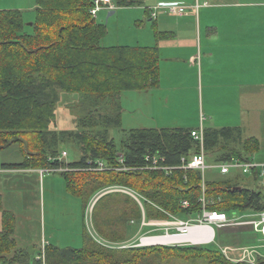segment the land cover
Returning <instances> with one entry per match:
<instances>
[{"label":"trees","instance_id":"1","mask_svg":"<svg viewBox=\"0 0 264 264\" xmlns=\"http://www.w3.org/2000/svg\"><path fill=\"white\" fill-rule=\"evenodd\" d=\"M94 1L34 0L35 18L30 24L24 22L20 10H0V151L17 143L24 156L18 168H68L58 174L67 193L82 199V214L100 190L122 187L132 191L139 202L126 193L107 192L92 209L94 228L105 241L130 244L102 246L84 231L81 248L49 243L32 258L18 249L16 217L3 210L0 196V264H250L227 260L212 243L136 246L130 242L143 218L169 221L172 216L194 221L202 213V197L206 210L229 217L260 213L264 192L243 184L244 177L257 183L261 179L257 171L207 179L199 170L180 168L182 159L188 161L199 152L191 129H132L119 143L109 137L107 128L121 127V108L116 101L114 117L102 116L100 123L95 117L98 100L156 88L160 54L156 46L103 47L107 28L90 14ZM112 3L116 8L139 5L137 0ZM154 35L161 37L158 31ZM60 92L79 94L90 103L86 118L79 119L81 133L51 130ZM102 126L103 132L86 131ZM69 136L77 139L80 158L66 164L58 161V147ZM259 147L256 138H243L238 129L204 130V152L213 163L250 160ZM147 156L159 158V166L170 172L151 169ZM96 162L105 169L91 170ZM183 202L188 206L183 207ZM255 264H264V258L258 256Z\"/></svg>","mask_w":264,"mask_h":264},{"label":"crops","instance_id":"2","mask_svg":"<svg viewBox=\"0 0 264 264\" xmlns=\"http://www.w3.org/2000/svg\"><path fill=\"white\" fill-rule=\"evenodd\" d=\"M137 1L139 5L134 7H114L112 10H102L96 18L99 22V15L102 12L106 13L103 14L106 15V18H110L113 15L114 17L117 16L118 11L136 10L139 12L138 17L140 18H137L139 26H135L138 29L141 26L143 34L137 37V45L129 47L156 46L159 49L158 86L154 89L132 92H141V96L143 94V101L146 104L144 105L145 112L152 113L154 108L163 110L161 103L166 102L168 97L172 96L177 102L184 101L190 89L197 90L199 84L201 97H198L196 93L195 95L200 100V109L203 113V117L195 126L168 127L162 125L144 128L238 129L243 138L254 137L260 145V140L254 135H247V131L257 122L259 117L258 114L253 113V106L263 99L261 96H264L261 89L264 86V0H198L200 6L197 9L192 7L196 0ZM204 3L206 4L204 5ZM167 4L187 7L185 15L175 16L165 10L155 11L154 9L158 5ZM3 10L17 9L4 8ZM153 13H156L154 18L152 17ZM103 21L104 18L102 17ZM155 31L160 33V38L156 39ZM188 71L193 74V79H189ZM204 81L207 84L208 95L206 111L202 93ZM157 103L158 105H156ZM23 161L24 156L19 147L18 160L15 162H8L7 158L0 156L2 207L3 210L10 211L15 215V231L18 227V219L14 210L6 207L5 190L7 188L5 183L7 181L3 178L6 176L22 177L31 174L40 176L38 168L16 167ZM254 161L264 166L263 159ZM214 164L216 163L212 162L211 165ZM237 174L239 173L233 172L227 175ZM12 198L14 202L11 203L18 202L15 195ZM245 215L257 219V217H251L257 213L241 214V216ZM156 221L163 222L162 220ZM148 222L150 221L142 219L139 234L134 236L131 243L148 233L146 232L148 228L156 227L146 225ZM158 227L161 231L168 229L166 225ZM1 228L0 213V230ZM193 233L198 235L195 230ZM263 241L264 237L261 235L257 237V243L254 245H241V247H255L258 256L264 258V254L260 251V248L264 247Z\"/></svg>","mask_w":264,"mask_h":264},{"label":"rangeland","instance_id":"3","mask_svg":"<svg viewBox=\"0 0 264 264\" xmlns=\"http://www.w3.org/2000/svg\"><path fill=\"white\" fill-rule=\"evenodd\" d=\"M33 5H35L34 0H0V10H3L4 8H15L20 10L24 22L27 24L33 22L35 18V9H33ZM103 14L106 13L102 12L99 15V22H102L103 17L104 21L102 23H104L107 28V34L101 40V45L103 47L135 46L138 44L137 37L143 34L141 26L139 29L135 26H139L137 23V18H140L138 17V11H118L117 16L114 17L113 15L110 18H106V15ZM188 77L189 79H193V74L190 73V71H188ZM206 86L207 84L204 81L202 93L204 96L205 111L207 109L208 97ZM261 89L264 94V86H262ZM195 93L198 97H201L199 84L197 90L194 88L190 89L188 96L184 101L177 102L172 96L170 98L168 97L166 102L161 103L163 110H157L154 108L152 113L149 111L145 112L144 105L146 104L143 101L144 96L143 94L141 96V92H125L122 93L120 97L107 96L104 99L98 100L101 103L95 117H98L100 123L102 116L108 115L114 117V106L117 103L116 101H118L121 108V127L107 128V134L117 143H119L124 138V135L133 128L162 125L168 127L195 126L200 118L203 117V113L200 109V100L196 98ZM261 97H263V99L256 102L253 106V113L256 115L258 114V120L250 127V130L247 131V135H254L260 140L259 151L252 157V159L256 161H259L260 159H263L264 161V96ZM94 98L96 99V97L90 99L93 100ZM84 100L85 99L79 94H66L60 92L59 102L56 106L55 122L51 125V130L57 132H70L71 134L81 133L83 128L81 125L79 126V119H85V114L90 108L88 100ZM156 105H158V103ZM147 109L149 108L147 107ZM105 130L106 128L102 126L97 130L95 128L90 130L87 129L86 131L103 132ZM63 140L65 143L58 147L60 153H66V157L63 158L62 162H67L66 164H68L79 160L80 151L77 139L74 136H69L63 138ZM18 147V144L14 143L12 147L10 146V148L0 152V156L5 159L7 158L8 162H15L18 160ZM211 164V159L207 156V169L203 175H205L207 179H224V175H221L217 170L210 168ZM40 170L42 169H38V174H40ZM3 180L7 181L5 183L7 188L5 190L6 207L12 208L18 219V227L15 231L14 238L16 239L18 249L26 251L31 257H36L42 253L44 246L49 243L60 248H81L84 243L83 235L85 233L95 243L110 248L117 247L116 245L124 247L130 244L129 242L114 244L105 241V239L101 237L94 228L92 222L93 206L99 197L107 192L109 193L110 188L97 192L94 195L96 197H92L93 199H91L87 209L84 214H82V199L67 193L63 178L56 172H50L44 176H38L37 174L22 177L17 176L13 178L11 176H6ZM243 184L264 192V178L260 179L257 183H254L248 177H244ZM11 195L17 197V203H11L14 202ZM238 216H241V214ZM158 228V226L148 228L146 230L148 233L143 236L149 237L159 234L164 236L165 231H161ZM214 230L215 240L212 242L211 247L219 249L222 255L223 252L221 249L223 246L227 245L232 248H242L241 245L252 246L257 243V237L261 236L260 233L253 230L252 226H245L242 228L226 227L222 229L214 227ZM138 234L139 233H137V235ZM202 235H204V233H202ZM138 240L139 239L135 241L137 246L140 243ZM167 242L169 241L161 243ZM175 245L180 244H167L166 246ZM262 245L264 246V241L262 242ZM260 251L264 254V247H261ZM229 256L234 257V255ZM233 262L237 263L235 261ZM197 264L207 263L201 261Z\"/></svg>","mask_w":264,"mask_h":264},{"label":"built area","instance_id":"4","mask_svg":"<svg viewBox=\"0 0 264 264\" xmlns=\"http://www.w3.org/2000/svg\"><path fill=\"white\" fill-rule=\"evenodd\" d=\"M206 3H204L205 5ZM200 6L198 3V0H196L195 4L192 6L194 9H197ZM114 9L112 0H95L93 7L90 9V14L94 17L97 18L98 13L102 10H112ZM155 11L159 10H165L170 14H173L175 16H183L186 13L187 7L180 6V5H175V4H167V5H158L155 8ZM156 16V13L152 14V17L154 18ZM190 136L192 139L197 142L199 146V152L193 155L191 158L188 159V161H185L184 159L181 160L182 165L180 168L183 169H194V170H199L202 175L204 174L205 170L207 169L206 166V155L204 152L203 144H204V130L203 129H198V130H192L190 132ZM66 157L65 152H61V155L58 158L59 162L63 161V158ZM150 159L151 162V169H160L166 172L168 174L170 172V168L166 167H161L159 166V158L156 156L150 157L147 156L145 158L146 161ZM122 160V158L120 159ZM89 165H92V162H88ZM210 168L215 169L219 172L221 175H227L230 173H239L241 175H250L253 171H257L259 174L260 178H264V166L260 165L259 163L255 162L253 159L250 160H242L238 158H232L231 160L227 162H222V163H216L214 165H210ZM105 167L101 162H96L95 168L91 170L95 171H101L104 170ZM68 168L66 167H61L58 169H42L40 170V175L44 176L45 174H48L50 172H64L67 171ZM90 170V169H89ZM121 192V193H126L129 194L131 197H133L135 200H138V197L130 190L122 187H115V188H110L109 192ZM203 205V210L200 216H198L194 221L191 220H180L176 219L175 217L170 216V221H163V222H158L156 220L150 221L146 223L148 226H160V225H166L168 229H166L164 235L166 236H186L189 234L190 230L194 227L196 228H207L213 231V236L212 239L209 240L208 242H203V243H196V242H183V243H178L180 245H205V244H210L214 242V236H215V230L214 227H217L219 229L226 228V227H242V226H252L254 231H258L261 233V235L264 237V211L257 213L255 216L251 217H257V219H253L245 216H238V215H233V216H227L225 213H218V212H212L208 211L205 209V200L202 197L200 199ZM183 207H187L188 204L187 202H183L182 204ZM91 207V206H90ZM143 223V222H142ZM144 224V223H143ZM162 236V235H159ZM158 236V237H159ZM156 236H142L139 238L138 246H154L157 244H151L148 242H144L143 240L145 239H150V238H155ZM137 246V245H136ZM223 252L224 257L233 262H247L250 264H255L256 259L258 257V253L256 251L255 247H242V248H232V247H223L221 249ZM229 255H234V257L229 256Z\"/></svg>","mask_w":264,"mask_h":264},{"label":"bare ground","instance_id":"5","mask_svg":"<svg viewBox=\"0 0 264 264\" xmlns=\"http://www.w3.org/2000/svg\"><path fill=\"white\" fill-rule=\"evenodd\" d=\"M197 231L198 235H194L193 231ZM204 233V235H202ZM213 236V231L207 228H192L189 232L188 235L186 236H161V237H155V238H150V239H145L143 240L144 242H148L151 244H162V245H167V244H178V243H183V242H196V243H203V242H208L209 240L212 239ZM164 241H169L167 243H161Z\"/></svg>","mask_w":264,"mask_h":264}]
</instances>
